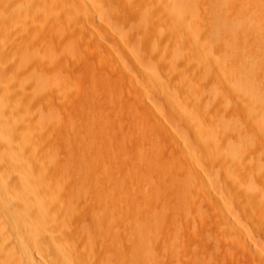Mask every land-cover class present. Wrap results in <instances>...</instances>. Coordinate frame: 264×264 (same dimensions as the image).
Instances as JSON below:
<instances>
[{
  "label": "bare ground",
  "instance_id": "bare-ground-1",
  "mask_svg": "<svg viewBox=\"0 0 264 264\" xmlns=\"http://www.w3.org/2000/svg\"><path fill=\"white\" fill-rule=\"evenodd\" d=\"M30 5L0 130L54 149L2 152L0 264H264V0Z\"/></svg>",
  "mask_w": 264,
  "mask_h": 264
},
{
  "label": "rangeland",
  "instance_id": "rangeland-1",
  "mask_svg": "<svg viewBox=\"0 0 264 264\" xmlns=\"http://www.w3.org/2000/svg\"><path fill=\"white\" fill-rule=\"evenodd\" d=\"M13 1H14V2H13ZM24 1H26V0H24ZM33 1H34V2H33ZM33 1L31 0V2H33V3H31L30 0H28V3H27V1H26V2L21 1V3H23V5H22V4H20L19 1H17V0H16V1H15V0H7V1H5V3H4V5H5V4H8V5H5V6H4V7H5V8H4L5 10L0 6V7L2 8V10H1V8H0V10H1L3 13H4V11H5V13H7L8 10H11V11H8L9 13L6 14L7 16L5 15V13H4V15H3V13L0 12V13L2 14V15L0 14V24H2V25L4 24L3 26H4V28H5V31H4V30H3L4 28L1 29L3 26H2V25L0 26V40H1V38H2V39H4V40H1V42H2V43L5 42V44L7 43L6 45L8 46V48L6 47V48H7V49H6V52H9V53H6V54H7L9 57L12 55V54H11L12 51H15V49H14V48H15V47H14V46H15V44H14L15 42L12 43V42L9 40L11 37H10V38H8V37H9V36H12V38H13L14 33H17V32H18V31L15 32V30H16L18 27H20L21 24L23 25V24L26 23L24 26H26L27 29H26V27H25L26 30H23V31H22L21 29H17V30H21V32L19 31V34H20V35H23V34H24L25 36L27 35V37L30 36V38H33V37H31V36H32L31 33L34 35V37L37 36V34H38L37 32H38V27H39L40 22H38V18H37V17H38V11H37V10H38V8H37L38 5H37V6L35 5L36 3L38 4V0H33ZM15 2H17L19 5H17ZM35 2H36V3H35ZM10 3H11V4H10ZM13 3H14L15 5H13ZM24 3H25V4H24ZM26 3H27V4H26ZM34 3H35V4H34ZM9 4H10V5H9ZM30 4H31V5H30ZM1 5H2V4H1ZM28 5L33 6V7L36 6V7H35V8H36V10H35L36 13H35L34 16L37 18V22H35V21H36L35 17L32 16L33 13H34L35 11H34L33 13L31 12L32 14H29V16L27 15L25 18H23V17L21 16V11H22V9H25V7H27ZM8 6H10V7L13 6V9H15L14 7L16 6V9H15V10H12V8H11V9H7V8H9ZM17 6H18V7H17ZM19 6H20V7H19ZM21 6H22L23 8H22ZM20 8H21V9H20ZM27 8H28V7H27ZM27 8H26V9H27ZM6 9H7V11H6ZM33 9H34V8L29 9V12L32 11ZM16 10H17V11H16ZM14 11L17 12L18 15H17L16 13H14V14L17 15L16 17H17V19L19 20V22H21V23H19V24H15L14 27H13V26H12V25H13V22L16 23L17 20H16V22H15V21H12V20H15L14 17H13V16H15V15H14V14L12 15V14H10V13H11V12H14ZM19 11H20V13H19ZM29 12H28V13H29ZM54 12H55V11H54ZM9 14H10V15H9ZM30 15H31V17H30ZM36 15H37V16H36ZM1 16H2V17H1ZM3 16H4L5 20H2V19H3ZM9 16H11V17H9ZM7 17H8V19H7ZM20 17L23 18L22 21L20 20V19H21ZM28 17H29V18H28ZM1 18H2V19H1ZM11 18H13V19H11ZM32 18H33V19H32ZM6 19H7V21H10V22H7ZM9 19H11V20H9ZM31 20L34 21V22H32ZM5 21L8 23V27H7V29H6V27H5V25H6V22H5ZM11 22H12V23H11ZM27 22H28V23H27ZM9 23H10V25H9ZM17 23H18V22H17ZM30 23H31V25H29ZM28 25H29V26H28ZM6 26H7V25H6ZM10 26H11V27H10ZM24 26H23V28H24ZM32 26H33V27H32ZM21 27H22V26H21ZM30 27L32 28V30H31V31H30V30L28 31V29H29ZM23 28H22V29H23ZM31 28H30V29H31ZM33 29H35L36 31H34ZM1 30H2V31H1ZM12 30H13V31H12ZM9 31H10V32H9ZM33 31L36 32L37 34H34ZM4 32H7V33H4ZM11 32H13V33H12L13 35H11ZM26 32H28L29 34L26 33ZM1 33H2L4 36H3ZM9 33H10V35H9ZM7 34H8V35H7ZM17 34H18V33H17ZM24 35H23V37L25 38ZM27 37H26V38H27ZM7 39H8V40H7ZM5 40H6V41H5ZM10 42H11V44H13V45H11ZM12 47H13V48H12ZM11 50H12V51H11ZM6 54H5V55H6ZM1 55H2V53H1V51H0V60H2V56H1ZM7 55H6L5 57H6L8 60H10L9 57H8ZM3 56H4V54H3ZM0 65H1V62H0ZM12 95H13V94H7V96H8L9 98H11ZM38 106L41 107V105H38ZM39 123L41 124V122H39ZM40 124L38 125V127H40V128H39L38 130H34L35 133H34L33 131H30V130H25V132H24V131H19V129H18V130L15 129V132H14V129L12 130V132H9V129H10L9 127H8V128H5V129H1V130H0V134H1V135H0V138H1L0 141L3 142V145H1L2 147H0V149L2 150V151L0 150V151H1V152H0V153H1V154H0V164H2V162L4 161L2 158L5 157V158L9 159L13 154H15L14 151H18L19 149H22V147L20 148L19 145L23 146L22 151L24 150V151H23L24 154H26V153L29 152V149H28L25 145H22V144L19 142V141H20L19 139L22 140V137H23L26 141L30 142L31 144H32V143H33V144L35 143L34 146H36V144H37V146L35 147V150H36L35 158H36V159H41V158L43 159L44 157H42L43 155L41 156V154H44V156H46L47 153L50 154L49 150L53 151L54 148H53L51 145L54 144V143H52V144L50 145V142H51V140H52V138H50V137H47V139L45 138L46 140L43 139L44 137H46V133H44V130H43L44 127L42 126V124H41V125H40ZM3 131H4V132H3ZM27 131H29V132H27ZM36 131H37V132H36ZM17 132H18V133H17ZM20 132H21V133H20ZM40 132H41V133H40ZM9 133H10V135H9ZM19 133H20V134H19ZM22 133H23V134H22ZM24 133H26V134H24ZM32 133H33L34 136L32 135ZM43 133H44V135H43ZM4 134H5V135H4ZM35 134H36V135H35ZM19 135H20V136H19ZM1 136H2V137H1ZM6 137H7V138H6ZM13 137L15 138V140H17V142H16L15 140H14L15 142L13 141V139H14ZM33 137H34V138H33ZM10 138H12V139H10ZM17 138H18V139H17ZM32 138H33V139H32ZM34 139H35V140H34ZM11 141H12V144H10ZM43 141H44V142H43ZM48 141H50V142H48ZM4 142H5V143H4ZM45 143H46V144H45ZM4 144H5V145H4ZM13 144H14V145H13ZM12 145H13V146H12ZM45 145H46V146H45ZM5 146H6V147H5ZM15 146H16V147H15ZM17 146H18V148H17ZM43 146L45 147V149L43 148ZM25 147L27 148V150H25ZM50 147H51V148H50ZM5 148H6V149H5ZM15 148H16V149H15ZM36 148H37V149H36ZM38 148H39V149H38ZM47 148H49V149H47ZM46 149H47L48 151H47ZM40 150H41V151H40ZM3 151H4V152H3ZM39 151H40V152H39ZM43 151H44V152H43ZM2 152H3L5 155H4ZM39 153H40V155H39ZM2 154H3L4 157H2ZM6 154H7V155H6ZM9 154H10L11 156H10ZM37 156H38V158H37ZM5 158H4V159H5ZM50 171H52V170H50ZM50 171H48L47 173H48V174H52V175H56L55 172H54V174H53V173H50ZM44 179H45V178H44ZM43 181H44V182H43ZM43 181H41V183L37 185V191H36V192H37V196H38V186H39L41 189H43L44 186L47 187V178H46L45 180H43ZM42 182H43V183H42ZM226 183L228 184L229 181H226ZM229 185H231V183H229ZM245 185H247V184H245ZM245 185H239V187L241 186L242 188L240 187L241 189H240V188H238V189H239L240 191H242L243 188L248 189V188H249V185H247L248 187L245 186ZM233 186H234L235 190H238V189H237V187H238L237 185H233ZM236 186H237V187H236ZM244 186H245V187H244ZM249 189H250V188H249ZM239 190H238L237 192H239ZM247 191H249V190H247ZM62 193H63V192L60 193V198H63V197H64V194H62ZM242 193L244 194V191L241 192V195H242ZM232 221H233V220H232ZM240 222H241V223H240ZM242 223H243V224H242ZM238 224H239L240 227H242V229H244V228H243V226L245 227L244 222L239 221ZM237 227H238V226H237ZM235 229H236V227H235ZM237 229H238V228H237ZM239 229H240V228H239ZM240 231H241V230H240ZM242 231H243V230H242ZM237 232H239V230H238ZM33 236H34V235H33ZM33 236H32V239H31V240H32L31 242L33 243V245H32V243L28 242V244L26 243L27 245H25V246H26V249L29 248V249H27L28 251L31 250L30 248H33V249L30 251V253H31L32 251H33V252L35 251L34 253L31 254V256L33 255V257H32V261H33L35 264H38V263H37V262H38L37 260H39L38 257H37V256H38V249H37L38 247H36V246H38V236H37V237H36V236L33 237ZM35 237H36V238H35ZM33 241H34V242H33ZM35 244H36V246H35ZM250 244H251V245H250V246H251V247H250L251 251H252V250L254 251L255 249H254L253 244H252V243H250ZM28 245H29L30 247H28ZM31 246H32V247H31ZM252 246H253V247H252ZM34 249H36V250H34ZM17 250H18V249H17ZM17 250H16V251H17ZM35 255H36V256H35ZM34 257H35V258H34ZM33 259H35V260L37 259L36 262H35ZM0 260H3L2 255H0Z\"/></svg>",
  "mask_w": 264,
  "mask_h": 264
}]
</instances>
